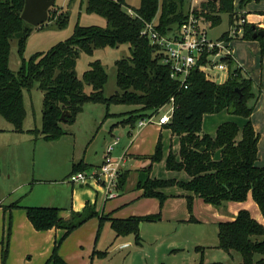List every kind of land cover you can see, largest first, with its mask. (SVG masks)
Here are the masks:
<instances>
[{
	"label": "trees",
	"instance_id": "16d2710c",
	"mask_svg": "<svg viewBox=\"0 0 264 264\" xmlns=\"http://www.w3.org/2000/svg\"><path fill=\"white\" fill-rule=\"evenodd\" d=\"M244 1L240 0V3ZM184 3L185 0H140L139 6L132 8L137 14L133 17L127 11L130 7H125V0H86L85 11L104 17L107 22L105 27L76 24L66 39L25 60L22 53L33 26L21 18L24 0H0V115L12 124L15 132H24L22 91L29 90L37 83L42 91L41 127L27 131L52 141L65 134L60 123H74L86 103L104 105L105 119L119 116L109 113L108 108L112 104L137 105L138 108L122 120L124 124L134 127L137 120L153 116L159 107L173 97L171 119L163 126L178 136L179 150L177 157L171 152L168 154L166 168L184 171L188 180L150 178L152 163L162 157L161 142L158 140L154 153L149 156V164L138 173L136 187L142 190V196L158 197L161 203L165 198L160 191L162 188L180 186L191 193V196H187L190 213L187 221L197 222L191 214L194 196L219 207L227 201H244L250 194L264 219V165L256 164L259 137L250 119L254 106L248 104L250 99L256 101L252 79L243 76L241 67L234 59L225 58L229 75L224 82L207 80L201 72L193 69L188 76L187 87L179 88L169 77L168 68L162 63L157 48L141 35L143 23L153 20L157 13L156 28L161 33H167L172 27H180L185 20ZM203 6L207 9L203 16L211 27L220 23L221 13L228 14L229 24L233 22L236 14L233 0H208ZM67 16V13L55 16V24L64 26ZM243 29L242 38L257 40L263 55L264 36L253 37L260 28L246 23ZM220 38H226V33ZM12 40L16 42L21 59L16 72L9 66ZM120 44L128 45L130 56L115 61V83L119 91L108 96L103 93L107 74L99 60L89 63L81 79L76 76L79 50L92 54L95 48H114ZM85 85L91 87L90 92L84 91ZM223 110L244 119L241 129L235 122L225 121L218 125L214 136L202 132V116ZM61 113H64L63 120L60 119ZM239 133L240 138H237ZM220 148V159L214 160L213 155ZM87 166L83 160L72 163L71 174ZM127 175V171L120 173L119 189L124 185ZM7 207H19L18 201ZM24 210L35 230L60 228L64 231L59 241L54 242L47 259L52 264H68L58 254L61 242L89 218L97 216L94 210L88 208L82 213L71 211L68 219L61 218L60 210L52 206H27ZM159 218V213L127 218L101 216L100 222L109 220L115 236L132 235L134 243L140 245V223L153 222ZM257 236L264 237V225L245 209L239 210L233 220L217 224V247L228 254L231 251L238 252L241 256L239 264H264V239L258 240ZM7 253V244L3 243L1 264L5 263ZM93 253L101 257L106 254L98 251ZM198 264H205L202 258Z\"/></svg>",
	"mask_w": 264,
	"mask_h": 264
},
{
	"label": "rangeland",
	"instance_id": "374dc122",
	"mask_svg": "<svg viewBox=\"0 0 264 264\" xmlns=\"http://www.w3.org/2000/svg\"><path fill=\"white\" fill-rule=\"evenodd\" d=\"M187 1L185 0V3ZM233 1L235 8H237L240 0ZM139 2L140 0H125V7L135 8L139 5ZM185 3L184 11L186 8ZM85 6L86 0H55V3L48 11L47 21L40 26L33 27L26 40L22 58L27 60L36 52L47 51L57 42L66 39L72 33L76 24L105 27L107 24L106 19L96 13H87ZM259 8H263L262 5L250 6L249 10L255 12L254 10ZM203 9L207 11L206 8L203 7ZM66 13L68 16L65 25L62 27L57 26L55 24L56 18L54 17L60 14L65 15ZM158 15L159 13L154 18L155 22H157ZM252 15L257 17V21H254V23L264 22V15L262 16L261 13H252ZM220 17L221 21L219 24L208 28L209 38L218 39L227 30L228 14L221 13ZM256 26L260 30H264V27ZM231 46L233 47L234 57L239 58L243 63L241 65L243 73L249 76L253 82V92L256 95V101L250 99L248 104L254 106L252 124L260 134L258 164H262L264 163V92L260 93L259 87L262 85L261 88L264 89V54H261L259 44H246L243 39L233 41ZM129 56L130 51L127 44H120L114 48H95L92 54H86L79 50L75 65L76 76L81 79L83 72L89 68V63L99 60L107 74L103 93L107 96L112 95L119 91L115 83V61ZM20 65L21 59L17 53L16 42L12 40L9 66L13 72H16ZM84 91L90 92L91 87L85 85ZM22 93L25 110L22 129H40L42 91L38 88L37 83H34L29 90L23 89ZM137 108V105L112 104L108 108L109 113L113 112L111 114H119V116H110L105 119L104 105L86 103L82 112L76 116L74 123H60L65 134L59 139L52 141L44 140L41 135L36 137L35 134L28 131L21 134L1 132L0 202L2 205L18 201L23 206L22 213H25L24 206L56 205V208L60 210L59 216L67 213L71 208L80 213L85 208L96 211H104L105 209V212L111 211L112 214L119 211V214H123L120 217L127 218L130 216L149 215L150 211L148 214L141 212H145L147 207L156 203V209L151 213H159L161 218H167V216H171L170 218L174 216L181 218L185 214L189 218L187 196H191V194L177 185L161 189L165 198L160 203L158 197H152L150 201L143 202L141 200L143 198L142 193L137 199L135 198L132 201L129 196L132 195V192L117 196L118 198L115 197L116 199H107L104 187L93 178L84 184H72L68 181L71 174L72 161H75L78 155H85L84 157L88 159H90L89 157H93L96 160L100 158L106 149L107 142L112 138L109 130L111 125L122 127L124 131L128 129L129 132L135 128L132 135L123 137L121 145L125 146L127 155H131L139 166H147L149 164V156L154 153L156 144L160 140L162 157L161 160L153 162L150 178L186 181L187 174L184 171H171L166 168L168 154L171 152L177 157L179 150L178 136L165 127L161 131V126L157 123L159 115L165 113L169 105L164 107L159 114L155 115L151 122L146 123L143 127L139 128L137 126V122L143 118L137 120L134 127L124 124L122 120L131 115L129 112ZM230 116L225 110L213 114H204L202 116L203 132L214 136L218 124L228 119L230 120V118L239 125L242 124L241 117ZM10 127H13L12 124L0 115V129L8 130ZM113 132V134L118 133ZM119 149L115 152L112 151L111 155L119 158L121 156L117 155ZM87 168L88 166L80 171L93 172L88 171ZM131 179L133 178L129 180ZM125 183L126 180L124 185ZM124 185L121 189L118 188L119 192L124 188ZM133 193L135 195V192ZM205 204L199 198L196 199L194 197V200H192L191 214L198 218V223L185 222L181 224L177 221L171 226L166 224V222H157L155 225L147 222L143 223L142 231L140 232L142 245H136L133 240V244L128 248H118L117 242L107 239V234L101 229L102 221L100 222V218L97 216L91 217L73 232L69 238L68 243L71 242L72 238L80 240V245H76L77 250L74 251L73 244L68 247V249L73 250L70 257L77 259L79 264H198L201 258H203L202 260L205 264L213 262L239 264L241 256L238 252L231 251V254H228L217 247V222L225 221H218L214 218L209 219L202 208ZM5 209V211L0 210V227L3 220H6V237L9 225L11 229L12 217L9 213L10 211H8L9 208ZM2 213H6V217H3ZM174 227L176 231L173 232ZM12 231L13 228L11 234ZM153 234L159 236H153ZM257 239L261 240L264 237L257 236ZM56 240L59 241V238ZM14 241L16 250L32 249L31 257L33 258L36 257L35 252L40 250L38 248L39 244L34 238L25 240L21 232L17 231L15 233ZM199 246H202L203 249H198L197 247ZM95 247L106 250V255L100 258L94 255L96 256L94 259L92 251ZM65 262L68 263L67 261Z\"/></svg>",
	"mask_w": 264,
	"mask_h": 264
},
{
	"label": "crops",
	"instance_id": "0c3cea01",
	"mask_svg": "<svg viewBox=\"0 0 264 264\" xmlns=\"http://www.w3.org/2000/svg\"><path fill=\"white\" fill-rule=\"evenodd\" d=\"M185 5H186V3H185ZM255 5H262L263 8L255 9L254 10L255 12H252V10H249L250 6L254 7ZM233 11L236 12V13H239L240 15H242L246 19L247 24H254V25L261 26V27L264 26V22L254 23V21H257L256 20L257 17H256V15H252V13H256V14L261 13L262 16L264 15V0H247V1H244L243 3H240V1H239V5H238L237 8H235L234 1H233ZM229 25L230 24L228 22V27H229ZM210 27L211 26L209 24L207 26V28H206L207 34H208V28H210ZM227 30H228V28H227ZM226 31H224V33ZM221 35L218 38H220ZM240 39H243V38H237V39H234L233 41L240 40ZM233 41L232 40L230 41V47H231V50H232V56L235 59L236 63L241 67V65H243V63L240 61L239 58H235L234 55H233L234 51H233V47L231 46V43H233ZM243 42L246 43V44H257V45L259 44L258 41L254 40V39H252V40L243 39ZM241 70H242V67H241ZM242 74H243V76L247 77L243 73V70H242ZM260 86L262 87V85H260ZM261 87H260V89H261L260 93H263L264 89L261 88ZM111 113H113V112H111ZM252 114H253V111H252ZM252 114L250 116L251 122H252ZM234 116L235 115H231L230 117H234ZM241 120H242V124L241 125H239L238 123L235 122L238 125L239 129H241V127H242V125L244 123V119L242 118ZM226 121L234 122L232 120V118H230V120L228 119ZM163 125H160L161 126V131L164 128ZM253 128H254V126H253ZM134 129L135 128H133L129 132L128 129L126 131H124V128H122V127H117V126L113 127L111 125L109 130H110V135H111L112 138H111L110 141L107 142V145H108L112 141V139L114 137L118 138V143L114 146L113 152H115L118 148H120L118 150L117 155H121V156L123 155V157H124V160H123L124 164L122 165L121 173L124 172V171L128 172V175H127V178H126V183L124 185V188L122 190H120L118 197L120 195L124 194V193L127 194V193H131L132 192V195H129L130 196V200H132V201L135 198L137 199L139 197V195H141V193H142V190L141 189H137L135 187V184H136V181L138 179L139 170L144 168V167H146V165L139 166L137 164V162L135 161V159L131 155H127V149L125 148V146L123 144L121 145V141H122L123 137L124 136L129 137L130 135H132ZM27 130H29V129H24V133H27ZM113 131H115V133L116 132H118V133L113 134L114 133ZM254 131L258 134V137H259L258 138V142H257V161H256V164L259 165V166H262V165H264V163L258 164V160H259V158H258V156H259L258 143H259V139H260V134L257 132V130L255 128H254ZM1 132L18 133V132H15L13 130V127H10L8 130L0 129V135H1ZM202 132H203V130H202ZM237 138H240V133L238 134ZM104 155H105V151H103L102 155L100 156V158H98V160H96L93 157H89L90 159H88V158L84 157L85 155H83V156H79L78 155V158L75 161H72V163H76V162H78L80 160H83L84 163H86L88 165V168H87L88 171H96L98 169V166L102 162ZM152 165H153V163H152ZM124 167H125V169H124ZM150 177H151V172H150ZM130 178H133V179L129 180ZM186 180H188V175H187V179ZM133 192H135V195H134ZM189 194H191V193L189 192ZM118 197H116V198H118ZM194 197H193V200H194ZM116 198H113V199H116ZM151 198L152 197H143L141 200H143V202H148V201H150ZM195 198L197 199L198 197H195ZM199 199H201V198H199ZM245 200H244L245 202L244 201H241V202L227 201V202H224L219 207H214L211 204L206 203L205 205L202 206V208L206 212V214L208 215L209 219L214 218L215 220H218V221L233 220L239 210L245 209L247 211H250L249 213H250L251 217H253L255 220H257L258 222H260V223H262L264 225V219L262 217V214H261L257 204L253 201L251 195L248 194ZM10 203H12V202H10ZM10 203H8L6 205H2V203L0 202V210L5 211L6 210L5 208H9L8 211H10L9 213L11 214V217H12L11 229H10V225L7 227V233H9V235H6V237H5V233H6V229H5L6 224L5 223H6V220H3L2 226L0 227V264H1V251H2L3 243H6L7 247H8V253H7V257H6V260H5L4 264H52L50 262H47V259H48V257L51 254L54 242L57 241L56 239H58V238L60 239L62 237L64 231L62 229H60V228H50L48 230H43V231L35 230L33 228L32 224L30 223V221L28 220V218L26 217V213H22L21 210H22L23 206H21L19 204V202H18L19 207H7ZM50 206L56 207V205H50ZM77 206H79V205H77ZM155 206H156V203H155V205L147 207L146 211L145 212L143 211L141 213H147L148 214V212L150 211L149 214H154V213H151V212L154 209H156ZM115 208H114V210H115ZM71 211H75V210L71 208L70 210L67 211V213L62 214L60 217L63 218V219H68L70 217ZM94 211L97 213V217L98 218H100L101 216H103V217L108 216V218H113V217L123 218V217H120L123 214H119L120 213L119 211L118 212H114L113 214H112L111 211L110 212H105V209H104V211H96V210H94ZM24 212H25V210H24ZM108 213H110V215H108ZM5 215H6V213H4V214L2 213L3 217H6ZM170 217L171 216H167V218H161L160 217L159 220H156V221H153V222H147V223L155 225V224H157V222H166V224L171 226L172 224H175V222H177V221L179 223H181V224H184L185 222H188L187 220L189 219L186 214H185V216H183L181 218H179L177 216H174L173 218H170ZM193 218L197 220V223L199 222L198 218H195L194 216H193ZM101 223H102L101 229L107 234L106 238L109 239L110 241L113 240V242H117L118 248H126V247L128 248V247H130L133 244V240L134 239H133L132 235L115 236L114 231L110 227L109 220L104 219V220H102ZM143 223H145V221L140 223V232L142 231ZM218 223L219 222H217V224ZM12 228H13V231H12V234H11ZM79 228H80V226L78 228H76L75 230H73L66 238H64V240L62 241V243L60 244V246L58 248V254L60 255V257L64 261H67L69 264H79L77 259H74V258L70 257L71 254L73 253V250L68 249V247L73 244L72 247L74 248V251H75V250H77V246L76 245H78V246L80 245V242H79L80 240L78 241V240L73 239V238L71 239V242L69 241L70 243H68V240L72 236V233L75 232ZM17 231L22 233V235H23L25 240H27V238H31V239L34 238L38 242V244H39L38 248L40 250L35 252L36 253V257L35 258L31 257V254L33 253V251L30 248H24V249H21V250H16V247L14 245V242H15L14 238H15V233ZM174 231H176L175 227L173 229V232ZM156 232L160 233L159 231H156ZM10 234H11V236H10ZM153 236H159V235L153 234ZM140 245H142V244H140ZM95 246H96V244H95ZM199 247H202V246H199ZM93 251L107 253L106 250H102V248L99 249L97 247H95L93 249ZM93 251H92V257L95 259L96 256H94V255H97V254H94ZM97 257L100 258L101 256L97 255Z\"/></svg>",
	"mask_w": 264,
	"mask_h": 264
},
{
	"label": "built area",
	"instance_id": "2783aa9c",
	"mask_svg": "<svg viewBox=\"0 0 264 264\" xmlns=\"http://www.w3.org/2000/svg\"><path fill=\"white\" fill-rule=\"evenodd\" d=\"M208 0H188L185 8V20L180 27H172L167 33H161L156 28L153 20L145 21L141 30V35L145 36L149 43L157 48L169 71V77L175 81L179 88L187 87V79L193 69L201 72L205 79L221 83L229 75V68L225 58H233L230 41L242 38L243 26L246 19L236 13L233 22L229 25L226 38L212 39L207 34V26L210 22L203 16L206 12L203 4ZM128 13L136 17L137 14L131 8H127ZM222 56V58H219ZM235 60V59H234ZM173 97L167 103L158 108L153 116L143 118L137 122L138 127H143L153 120L164 107L169 105L165 113L160 114L157 120L159 125L170 121L173 106ZM118 143V138L114 137L106 146L105 155L98 169L93 172L78 171L69 175L68 181L72 184H84L91 178L102 185L105 189L107 199L115 198L119 195L118 178L123 164V155L115 158L111 155L114 146Z\"/></svg>",
	"mask_w": 264,
	"mask_h": 264
},
{
	"label": "water",
	"instance_id": "95a60500",
	"mask_svg": "<svg viewBox=\"0 0 264 264\" xmlns=\"http://www.w3.org/2000/svg\"><path fill=\"white\" fill-rule=\"evenodd\" d=\"M55 3V0H24V6L21 12V18L26 24H29L33 27L40 26L47 21L48 11L50 7ZM264 36V30H259L253 34V37ZM219 58H222L220 56ZM238 91V90H237ZM60 119H64V113H61ZM204 147L201 149L203 150ZM221 148L216 150L213 159L219 160Z\"/></svg>",
	"mask_w": 264,
	"mask_h": 264
}]
</instances>
